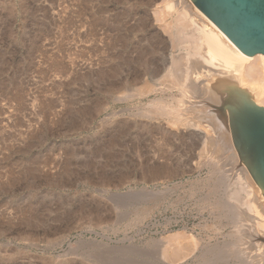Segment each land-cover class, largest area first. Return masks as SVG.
<instances>
[{
	"label": "rangeland",
	"instance_id": "1",
	"mask_svg": "<svg viewBox=\"0 0 264 264\" xmlns=\"http://www.w3.org/2000/svg\"><path fill=\"white\" fill-rule=\"evenodd\" d=\"M146 1L149 6L145 5ZM146 1L126 0L119 4L115 0H4L0 4V222L3 227H10H6L8 236L0 237V264H99L90 255L96 249L100 252L119 248L150 250L154 244L163 243L185 227L188 231L194 229L197 237L202 234L200 227L206 229L209 223L206 213L200 212L197 201L187 195L193 190L194 182L200 185L207 177L206 169H193L172 182L163 183L162 179L152 181L142 175L143 166L161 162L145 143L129 151L122 149L123 156L115 157L118 163L115 158L110 159L112 156L105 147L95 156L91 153L95 144H102L112 136L110 128L114 118L125 117L126 108L136 111L138 105L143 106L129 105L124 100L113 101L109 92L103 90L110 83V76L105 77L109 81L100 80L99 76L100 69L103 73L107 65L104 72L109 73L110 59L106 57L111 54V15L129 4L133 8L137 6L140 12L146 9L152 14L162 0ZM3 5L13 6V13L6 11ZM151 23L152 29H158L156 22ZM103 60L108 64H103ZM18 92L19 100L13 99ZM144 151L149 152V157ZM182 153L189 155L186 150ZM186 154L181 156L188 163L183 170L195 167V159L186 161ZM92 160L98 162L99 167L94 163V168ZM105 164L109 166L103 167ZM68 168H75L83 178L77 179L73 192L85 195L84 201L91 200L92 208L96 206L93 199L98 206L102 203L104 208H98L102 217L98 220L93 219V211L86 215L76 210L67 217L54 208L60 194L63 199L73 201L74 206L80 200L71 196L73 189L69 182L74 174L68 175ZM121 173L126 176L124 183L117 182ZM88 176L96 183L110 178L118 185L87 187ZM30 183L35 186L33 189ZM61 184L63 187L59 188ZM162 189L169 191L163 201L159 197ZM30 191L32 194H28ZM45 192L50 194L45 201L56 212L49 213L47 223L32 232L18 222L15 208L19 204L37 202L36 207L44 213L39 197ZM129 192L143 193L146 198H150V194L151 198L155 196L151 204L143 206L149 207L146 214L134 215L130 208H125L126 218L124 213L121 217L125 209L111 210L113 204L108 198ZM157 256L161 258L159 253Z\"/></svg>",
	"mask_w": 264,
	"mask_h": 264
},
{
	"label": "bare ground",
	"instance_id": "2",
	"mask_svg": "<svg viewBox=\"0 0 264 264\" xmlns=\"http://www.w3.org/2000/svg\"><path fill=\"white\" fill-rule=\"evenodd\" d=\"M3 1L0 4H3ZM115 2L124 4L126 0ZM4 5L6 11L13 13V6ZM145 5L149 6V1H146ZM136 7L133 8L129 4L111 15V29L108 28L111 32L109 38L111 54L109 53V58L106 57L110 59L109 73L108 70L104 72L107 65L105 70L103 68V73L100 69L99 77L102 80L107 75L108 78L110 76V83L103 90L109 92L113 101L124 100L129 105L136 103L143 106L138 105L136 111L126 108L125 117L114 118L113 123L110 122L112 136L102 144H95L94 148H91V153H95V156L105 147L112 156L110 159H113L120 154L123 156L122 149L129 151L145 143L148 146H144L151 147L152 149L149 148L151 154L161 159V162L143 166L142 175L150 177L152 181L162 179L163 183L172 182L181 174L193 169L195 171L206 169L207 177L200 183L201 186L199 182H194L193 190L187 195L197 201L200 212H204V215L206 213L209 223L206 224V229L201 227L198 229L202 233L197 234L198 237L194 234V229L188 231L185 227L174 236L167 237L163 243L154 244L150 250L130 247L128 251L119 248L100 252L96 249L90 255H93L99 264H264V193L246 164L240 163L241 159L233 142L228 110L224 108L225 123L217 108L227 96L226 91L220 90L227 84L247 88L254 97L253 99L250 96L254 104L264 106V54H245L190 0H162L156 4L152 14L146 9L140 12ZM101 21L104 23V20ZM151 22H156L158 29H152ZM103 62L108 64L104 60ZM19 93L11 97L19 100ZM185 150L189 152V155L184 153L187 156L186 161L195 159L194 168L183 170L188 164L181 157L184 156L182 152ZM144 153L149 157V152ZM89 163L90 166L93 163V167L95 164L99 167L98 162ZM105 165L102 166H109ZM64 168L66 170L65 166ZM74 169H67L68 175L74 174L69 182L72 192L77 188L75 187L77 179L82 178ZM124 175L119 174L117 182L124 183L123 178L126 177ZM105 177L108 179V176ZM92 179L89 177L85 186L94 188L96 184H101L108 188L118 185L110 178L101 179L99 183ZM30 187L33 189L35 186L30 183ZM58 187L63 186L61 184ZM165 190L162 189L163 192L159 194L162 201L168 194V190ZM139 192L114 197L110 194L112 197L108 199L113 204L111 210L130 208V213L134 215L146 214L149 207L143 206L151 204L155 196L151 198L150 194V198H146L147 195L143 196L144 194ZM28 194H32V191ZM72 195L80 199L75 206L73 201L63 199L62 194L57 195L60 199L54 208L60 209L61 216L68 217L72 212L79 210L82 214L93 211L94 220L102 217L98 213V208L103 207L102 203L98 206L99 203L93 199L96 206L92 208L93 206L89 205L91 200L90 203L83 200L86 198L85 195L78 192H73ZM48 196L50 194L45 192L39 197L42 199L40 202H43L45 212L47 209L46 213L40 211L39 206L36 207L37 202L19 204L15 208L19 214L18 222L32 232L39 225H45L49 213L56 212L45 201ZM123 211L127 212L126 209L122 210L121 217H124ZM55 214L54 216H57V213ZM124 214L126 216V213ZM3 226L0 222V237L8 236L6 232H9L10 227ZM158 253L162 259L157 256Z\"/></svg>",
	"mask_w": 264,
	"mask_h": 264
},
{
	"label": "water",
	"instance_id": "3",
	"mask_svg": "<svg viewBox=\"0 0 264 264\" xmlns=\"http://www.w3.org/2000/svg\"><path fill=\"white\" fill-rule=\"evenodd\" d=\"M245 54H264V0H191ZM218 112L229 123L234 145L264 193V106L255 105L247 88L227 84ZM227 125V124H226Z\"/></svg>",
	"mask_w": 264,
	"mask_h": 264
}]
</instances>
